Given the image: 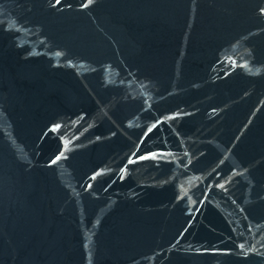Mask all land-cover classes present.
Masks as SVG:
<instances>
[{
  "label": "water",
  "instance_id": "95a60500",
  "mask_svg": "<svg viewBox=\"0 0 264 264\" xmlns=\"http://www.w3.org/2000/svg\"><path fill=\"white\" fill-rule=\"evenodd\" d=\"M0 264H264V0H0Z\"/></svg>",
  "mask_w": 264,
  "mask_h": 264
}]
</instances>
